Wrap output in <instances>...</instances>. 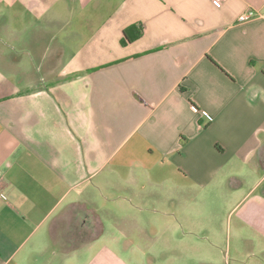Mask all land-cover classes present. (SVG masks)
<instances>
[{
  "label": "crops",
  "instance_id": "crops-1",
  "mask_svg": "<svg viewBox=\"0 0 264 264\" xmlns=\"http://www.w3.org/2000/svg\"><path fill=\"white\" fill-rule=\"evenodd\" d=\"M0 195V264H264V0H0Z\"/></svg>",
  "mask_w": 264,
  "mask_h": 264
},
{
  "label": "trees",
  "instance_id": "trees-1",
  "mask_svg": "<svg viewBox=\"0 0 264 264\" xmlns=\"http://www.w3.org/2000/svg\"><path fill=\"white\" fill-rule=\"evenodd\" d=\"M140 34H141V28L136 29V27L131 26V27L124 29L123 30V37L121 39V44L127 45V44L133 42L134 40L139 38Z\"/></svg>",
  "mask_w": 264,
  "mask_h": 264
},
{
  "label": "built area",
  "instance_id": "built-area-1",
  "mask_svg": "<svg viewBox=\"0 0 264 264\" xmlns=\"http://www.w3.org/2000/svg\"><path fill=\"white\" fill-rule=\"evenodd\" d=\"M224 0H216V3L217 5H220ZM259 16V13H257L256 11L254 10H248L246 13H243L242 15H240L238 17V22L239 23H243V22H246V21H249L253 18H256ZM192 111L193 112H196V109L194 107H191ZM201 114L205 117L208 116V113L206 111H201ZM1 198H3L1 195H0Z\"/></svg>",
  "mask_w": 264,
  "mask_h": 264
},
{
  "label": "rangeland",
  "instance_id": "rangeland-1",
  "mask_svg": "<svg viewBox=\"0 0 264 264\" xmlns=\"http://www.w3.org/2000/svg\"><path fill=\"white\" fill-rule=\"evenodd\" d=\"M221 205H222L223 212L222 213L217 212L218 215H220V223H219L220 226H221V223H222V225L224 223H226V225H227V221H226L227 205H226V203L224 204L223 202L221 203Z\"/></svg>",
  "mask_w": 264,
  "mask_h": 264
}]
</instances>
